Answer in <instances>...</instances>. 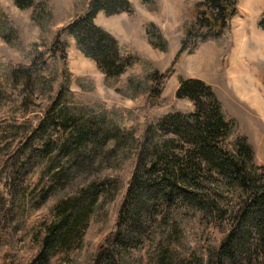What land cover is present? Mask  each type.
<instances>
[{
    "label": "rangeland",
    "instance_id": "obj_1",
    "mask_svg": "<svg viewBox=\"0 0 264 264\" xmlns=\"http://www.w3.org/2000/svg\"><path fill=\"white\" fill-rule=\"evenodd\" d=\"M46 1L53 7L54 15L45 37L63 27L84 7L83 0ZM198 1L201 0H131V12L109 15L100 10L95 22L117 39L122 55H145L154 67L164 72L180 49L178 30L190 15L191 5ZM0 8L13 19L20 30L19 39L25 45L42 41L40 27L31 20V8L21 9L13 0H0ZM263 20L264 0H239L238 12L230 22V33L224 36L221 45L208 41L193 53H183L162 86L160 104L152 107L143 89L148 84V76L144 79L140 63L130 66L119 83L126 90L129 78L139 81L142 86L137 90L143 92L135 100L106 85L97 63L77 48L72 36H63L68 42V68L74 77L72 89L78 93L73 99L83 106L82 111L93 113V120L102 118V112L110 119L108 111L113 109L136 110L142 131L138 134H141L145 123L161 120L174 110L185 114L194 112V102L177 98L176 91L181 77L201 79L213 86L224 110L238 121L239 133L254 148V162L264 173V25L260 24ZM150 21L164 31L169 41L168 51L154 48L148 42L145 24ZM224 49L228 51L226 58ZM0 58L23 62L17 46H11L1 36ZM11 98L10 88L0 81V247L6 243L9 246L7 260L0 248V264H41L34 259L43 246L41 238L47 235L45 229L61 220L59 208L63 203L75 199L79 201L78 206L80 202L91 203L89 213L86 218L82 217L67 244L61 245L56 239L52 242L50 237L49 243L58 247L51 253L47 251L45 264H108V260L114 264H213V260L215 263L221 258L229 264L221 252V244L228 231L237 225V206L241 205V199L205 163L196 191L213 200L219 210L206 211L177 197L169 203L157 195L153 200L155 207L140 211V222L133 230L129 227L132 221L127 217L124 220L123 213L133 210L129 200V175L133 170L136 176L141 174L143 147L139 145L138 153L127 136L119 147L111 148L103 143L100 150L97 147L96 153H89L86 158H81V154L73 160H64L54 146L49 159L41 160L36 151H30L27 137L34 138L37 123L45 111L32 109L26 117L6 114ZM85 125L89 127L90 123ZM168 137L178 140L172 135ZM63 139L61 132L53 131L40 141L61 143ZM82 150L83 147L79 148L80 153ZM97 185L103 186L96 191ZM156 188L152 187V191ZM146 197L142 194L136 199L143 202ZM132 207H136L134 202ZM122 236L128 239L124 246L120 243ZM252 237H246L243 249L252 242L260 243L256 230L252 231ZM164 250L170 252L168 259L161 257ZM255 259L257 256L243 257L239 263L256 264ZM259 260V264H264L263 254Z\"/></svg>",
    "mask_w": 264,
    "mask_h": 264
},
{
    "label": "trees",
    "instance_id": "obj_2",
    "mask_svg": "<svg viewBox=\"0 0 264 264\" xmlns=\"http://www.w3.org/2000/svg\"><path fill=\"white\" fill-rule=\"evenodd\" d=\"M13 1L21 9H32L31 20L42 32L40 43L25 45L19 39L20 30L13 19L0 8V36L11 46H17L23 54L21 63L0 58V81L10 88L12 95L11 107L6 114L26 117L32 109L45 111L37 123L38 131L34 133V138L27 137V140L30 139V151H36L41 160L47 161L54 153L55 146L60 151L59 156L70 161L81 154V158H86L89 153L93 155L97 147L100 150L104 144L111 148L119 147L120 142L127 139V136L134 142V148H138V153L141 145L144 154L142 172L136 176L133 170L129 175V200L133 210L127 209L123 213L124 220L127 217L132 221L129 227L133 230L138 226L136 223L140 222V211L152 210L155 207L153 200L157 195L169 203L177 197L206 211L219 210L213 200L199 195L196 191L205 163L216 176L226 180L230 190L241 199V205L237 206L238 226L231 228L223 238L221 252L228 258L229 264H240L241 258L254 256H257L255 260L256 264H259L260 255H264V173L260 172L254 162V148L247 138L239 133L238 121L224 110L213 86L201 79L181 77L176 97L191 99L195 104V111L185 114L174 110L161 120L148 121L144 124L141 134H138L142 131L136 110L113 109L108 111L110 119L102 112V118L93 120V113L82 111L83 106L73 99L78 93L72 89L74 77L67 64L68 42L63 38L72 36L77 48L97 63L104 73L106 85L114 86L117 91L135 100L140 99L143 92L137 90L142 86L139 81L129 78L126 90L121 89L119 83L121 76L130 66L136 62L140 63L144 70V79L148 76V84L143 89L147 93L149 107H152L160 104L162 86L183 53H193L208 41L214 40L220 44L224 36L230 33V22L238 12L239 0H201L193 3L190 15L184 18L178 30L181 36L180 49L171 66L164 72L154 67L151 59L145 55H122L117 39L95 22L100 10L109 15L131 12V0H83L81 13L47 37L45 34L50 29L54 15L50 3L46 0ZM260 24L263 26L264 20ZM145 33L154 48L168 51L169 41L161 27L152 21L147 22ZM227 53L224 49V58ZM78 81L82 82L81 79ZM86 123H90L89 127ZM95 128L98 130L95 131ZM53 131L63 134L61 143L40 141ZM168 135L178 137V140L169 138ZM234 137L236 141L233 140ZM142 139L143 143H140ZM82 147L84 152L80 153L79 148ZM102 186H95V190L98 191ZM152 187H157L156 193L152 191ZM142 194L147 195L143 202L136 199ZM92 200L93 198L91 202ZM78 202L76 199L66 201L59 208L61 220L45 229L47 235L41 238L43 246L36 252L34 262L45 264L49 252L58 247L49 243L50 237L52 242L56 239L55 242L60 241L61 245L70 241L72 232L76 230L82 217H87L91 206V203L82 202L81 206H78ZM133 202L136 207H132ZM66 221L69 224L65 223ZM254 230L260 243L252 242L243 249L246 237L252 239ZM127 240L122 236V246L128 243ZM7 244L0 247L6 260L9 256ZM168 256L170 252L162 251V259H168ZM217 260L215 263L213 260V264L226 263L223 258ZM108 264L114 263L108 260Z\"/></svg>",
    "mask_w": 264,
    "mask_h": 264
}]
</instances>
